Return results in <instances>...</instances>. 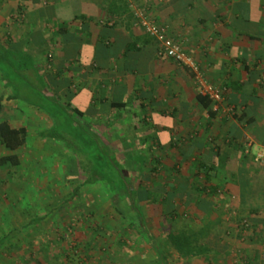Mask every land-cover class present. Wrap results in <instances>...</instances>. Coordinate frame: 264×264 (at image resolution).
<instances>
[{"label":"crops","instance_id":"0c3cea01","mask_svg":"<svg viewBox=\"0 0 264 264\" xmlns=\"http://www.w3.org/2000/svg\"><path fill=\"white\" fill-rule=\"evenodd\" d=\"M133 5L182 42L206 79L222 88L220 105L198 100L191 71L157 54L126 0H0V45L21 54L18 62L32 68L25 72L47 83L46 97L65 103L73 128L80 123L100 149H113L128 193L147 196L137 203L142 227L147 222L144 230L156 232L148 242L157 255L175 250L183 254L179 264H234L231 249L240 244L245 264H264V0ZM6 83L0 71V120L25 128L21 148L34 145L51 159L52 181L66 164L72 174L80 156L88 162L82 141L70 137L68 149L40 138L53 126L48 113L12 98ZM135 156L145 160L138 164ZM126 202L121 198L115 211L135 217ZM238 217L248 221L242 238L234 230Z\"/></svg>","mask_w":264,"mask_h":264},{"label":"rangeland","instance_id":"374dc122","mask_svg":"<svg viewBox=\"0 0 264 264\" xmlns=\"http://www.w3.org/2000/svg\"><path fill=\"white\" fill-rule=\"evenodd\" d=\"M2 67L0 61V71L4 74L5 69ZM25 73L27 74L16 78L10 71H5V76L12 82L11 84L20 88L17 100L53 112L52 103L44 94L46 82L33 73ZM57 116L62 120L60 113ZM72 125L61 124L59 129L61 136L66 137L67 133L73 136L75 133L86 136L85 127L80 123L74 126L76 130ZM63 131H66V134H63ZM48 139L51 138H47L46 141ZM88 142L89 140L87 146ZM146 148L141 154L148 153ZM108 150L113 152L112 148ZM8 153L0 146V156ZM16 154L21 158L18 166L11 167L7 163L0 167V238L11 235L9 240L0 244V264H35L36 260L43 264L158 263V255L148 242L156 232L148 234L147 222H143L145 228L140 229L127 218L126 214L116 212L115 207L122 206L118 203L122 197L110 192L107 184L96 182L87 185L72 196L71 189L75 188L86 175L82 167L89 165L88 162L82 161L83 156L78 158L80 161L78 164H74L72 174H68L66 164L61 168V173H58L61 177L52 181L55 175L51 171V159H44V154H39L34 145L23 147ZM135 159L140 161L138 164L145 160L136 156ZM70 174L73 178L69 184L70 186L72 184L73 188L67 189L65 180ZM119 177L120 180H116L117 186H125V175L122 173ZM128 182L135 184L133 180ZM41 186L46 188L43 190ZM141 200L143 202L144 199ZM243 220V217H238V226L234 229L239 232L240 238L246 229L244 224L248 226V221ZM235 234L234 232L233 236ZM157 243L160 249L164 246L161 238ZM191 247L200 250L202 244L195 243ZM231 251L234 264H245L240 244H234ZM163 254L170 264H179L183 255L175 250ZM205 254L207 255V251Z\"/></svg>","mask_w":264,"mask_h":264},{"label":"trees","instance_id":"16d2710c","mask_svg":"<svg viewBox=\"0 0 264 264\" xmlns=\"http://www.w3.org/2000/svg\"><path fill=\"white\" fill-rule=\"evenodd\" d=\"M126 4V3H125ZM128 4V3H127ZM10 52L9 50H4L1 45H0V61L1 64H3V69L8 70L11 72L13 77H20L23 75L25 71L32 70V68L28 67L26 65V61L21 60V62H18V59H21V54ZM12 56V57H11ZM17 56V57H16ZM17 58V61H13L11 58ZM24 55L22 56L23 59ZM7 63V65H10V67L4 66V64ZM19 63V64H18ZM5 71H4V78L7 80L9 83H6V85L11 86L12 82L8 80V77L5 76ZM47 84V83H45ZM13 86V85H12ZM11 86V87H12ZM13 95L12 98H18V93L20 91L19 87L13 86ZM47 88V87H46ZM198 100L205 106H208L210 101L208 98L197 95ZM45 97V96H44ZM47 100L51 101L52 107L54 109L53 112H47L45 108H43L51 118L53 122V126L48 129V130H42L38 132V136L40 138H51L55 140L61 141L64 146L68 149H74V145L72 144V141L69 139L70 137L76 140L82 141L84 144V151L88 153V164L82 167L83 172L86 174L85 175V180L81 181L78 186L73 190L72 196H74L76 193H78V190L81 186L87 185V184H94L96 182H102L107 184L108 189L111 192H114L115 190H123L125 192V195L122 196V199H124L126 202V206H130L131 211L135 210L137 211L134 215H131L130 212H123L120 214L122 215H127V218L131 221L134 222V224L137 225L138 228L143 229L142 227V216L139 211V206L137 202H140L141 199H146L147 196L145 195L144 197H134L131 196L128 193V189L126 188V185L122 187V185L117 186L118 184L116 183V180L118 179L119 174H120V164L119 162H116V159L114 156L110 154L109 151L100 149V147L97 145L96 140L90 135V133L86 132V136L83 137V135L76 134L75 136L69 135V133L66 134V131H63V134H66V137L61 136L62 134L59 132L60 125L61 124H68L69 126L74 123L73 118L71 117L69 112L67 111V107L65 103H61L59 100L56 98L52 97H46ZM1 100V99H0ZM55 102H58L55 103ZM29 103V102H28ZM31 104V103H30ZM34 105V104H32ZM123 105L122 103H119L116 106H121ZM78 112L77 110H75ZM62 116V120L58 118L57 115ZM75 128V127H74ZM72 129V128H71ZM76 130V128H75ZM74 130V131H75ZM26 130L24 127H19V128H13L10 126V124L6 120H0V146L3 147L7 152H9L6 155L0 156V167L3 166L4 164H9L11 167H16L19 165V158L18 155L16 154V151L20 149L26 142ZM84 140V141H83ZM87 140H89V145L87 146ZM114 159V160H113ZM120 178V177H119ZM243 183V182H242ZM245 188V185L242 184V189ZM215 190H212L211 194H214ZM123 210H125L123 208ZM139 211V213H138ZM139 229V230H140ZM146 233V232H145ZM12 234V233H11ZM11 238V235H5L0 238V244L3 242H6ZM157 250V248H155ZM158 253V252H157ZM158 263L157 264H168L165 260V258L162 256V254L158 253ZM35 264H43L42 262L36 260L34 262Z\"/></svg>","mask_w":264,"mask_h":264},{"label":"built area","instance_id":"2783aa9c","mask_svg":"<svg viewBox=\"0 0 264 264\" xmlns=\"http://www.w3.org/2000/svg\"><path fill=\"white\" fill-rule=\"evenodd\" d=\"M132 7L134 24L151 35L157 45V54L175 61L178 65L188 68L192 73L193 85L197 93L209 99L213 107H217L223 101V90L206 79L199 70L197 63L188 55L182 42L167 34L164 26L159 24L152 16L146 13L144 8L133 5V0H126ZM263 155L259 154L258 159Z\"/></svg>","mask_w":264,"mask_h":264}]
</instances>
